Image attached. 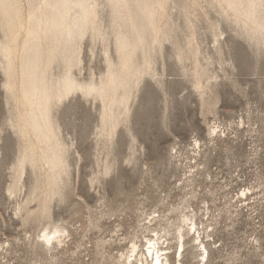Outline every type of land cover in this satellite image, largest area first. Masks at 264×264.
I'll use <instances>...</instances> for the list:
<instances>
[{"label":"rangeland","instance_id":"obj_1","mask_svg":"<svg viewBox=\"0 0 264 264\" xmlns=\"http://www.w3.org/2000/svg\"><path fill=\"white\" fill-rule=\"evenodd\" d=\"M214 1L170 0L171 34L153 58L157 76L142 81L129 123L119 127L111 144L113 170L100 182L91 184L98 170L94 132L99 101L76 93L59 106L57 117L73 147L65 195L50 209L51 220L71 233L56 264H116L135 237L141 244L151 233H143L147 218L160 219L154 227L161 230L185 204L203 221L202 236L211 234L205 237L211 238L207 264H264V46L241 33ZM108 13L105 7L107 33ZM188 39L196 56L186 52L189 58L179 59L177 45L185 47ZM109 47L116 61L112 39ZM81 57V71H75L79 78L106 72L101 41L93 43L86 36ZM195 68L216 77L205 105L191 85ZM3 79L0 70V261L45 263L34 244L45 222L23 221L7 193L17 137L4 124L8 106ZM133 142L136 161L128 163ZM34 179L28 168L19 200ZM171 245L168 255L177 264L176 244ZM183 264H197L190 246Z\"/></svg>","mask_w":264,"mask_h":264},{"label":"bare ground","instance_id":"obj_2","mask_svg":"<svg viewBox=\"0 0 264 264\" xmlns=\"http://www.w3.org/2000/svg\"><path fill=\"white\" fill-rule=\"evenodd\" d=\"M215 1L241 33L264 46V0ZM169 3L170 0H0V70L8 106L4 124L17 137V156L11 166L7 193L16 200L15 214L23 221L45 222L34 243L45 259L40 264H56L71 235L66 226L50 218L52 202L65 195L72 166L73 143L63 133L58 108L76 93L99 101L100 117L94 132L98 170L91 184L100 182L113 170L111 144L119 127L129 123L132 102L142 81L146 76H157L153 58L172 28ZM105 7H109V33L104 28ZM88 35L93 43L101 41L107 69L99 78L86 80L75 71H81V48ZM111 39L116 61L109 52ZM177 48L179 59L196 56L193 40ZM190 74L192 87L202 103L208 104L216 77L196 68ZM214 132L212 137L217 136ZM136 151L133 142L128 163L136 161ZM28 168L35 176L34 183L19 200ZM197 215L191 205L185 204L176 220L166 219L161 230L154 227L160 219L147 218L143 233H151L144 235L141 244L135 237L126 253L116 257V264H173L168 255L173 242L177 264H183L187 246L197 264H207L211 238L205 237L211 234L202 236L203 221L198 222Z\"/></svg>","mask_w":264,"mask_h":264}]
</instances>
